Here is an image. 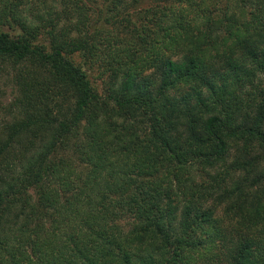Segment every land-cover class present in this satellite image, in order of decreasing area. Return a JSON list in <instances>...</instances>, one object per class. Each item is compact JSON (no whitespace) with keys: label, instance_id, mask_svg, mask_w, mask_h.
Instances as JSON below:
<instances>
[{"label":"trees","instance_id":"trees-1","mask_svg":"<svg viewBox=\"0 0 264 264\" xmlns=\"http://www.w3.org/2000/svg\"><path fill=\"white\" fill-rule=\"evenodd\" d=\"M0 80V264H264V0H0Z\"/></svg>","mask_w":264,"mask_h":264},{"label":"rangeland","instance_id":"rangeland-1","mask_svg":"<svg viewBox=\"0 0 264 264\" xmlns=\"http://www.w3.org/2000/svg\"><path fill=\"white\" fill-rule=\"evenodd\" d=\"M77 61H79V58H77ZM80 62V61H79ZM88 74L90 76V79L92 80V82L94 83V85L96 86V89L100 92L101 90V84L99 82V80L96 78V72L95 70H91L89 69ZM262 84H264V80H262ZM2 87L5 89V96L2 97L1 103H3V105L9 103L12 100V89L11 86L9 84L4 85V81L0 80V88L2 89ZM0 115H4V110H0ZM192 174L195 176V179L199 180L201 179L198 172H196V169L194 168L192 170ZM222 214V209L220 208L219 211L216 212L217 217H220ZM130 220H125V221H121L122 225H124V227H127V225H129Z\"/></svg>","mask_w":264,"mask_h":264}]
</instances>
